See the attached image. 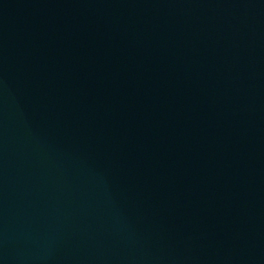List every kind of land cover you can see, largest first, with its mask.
<instances>
[{
	"label": "water",
	"instance_id": "water-1",
	"mask_svg": "<svg viewBox=\"0 0 264 264\" xmlns=\"http://www.w3.org/2000/svg\"><path fill=\"white\" fill-rule=\"evenodd\" d=\"M0 264H264V0H0Z\"/></svg>",
	"mask_w": 264,
	"mask_h": 264
}]
</instances>
